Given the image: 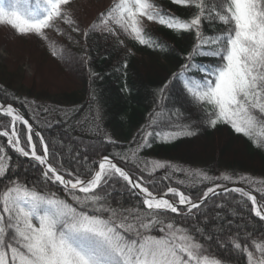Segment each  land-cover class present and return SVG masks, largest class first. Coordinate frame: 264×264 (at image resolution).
Returning <instances> with one entry per match:
<instances>
[{"label":"trees","instance_id":"trees-1","mask_svg":"<svg viewBox=\"0 0 264 264\" xmlns=\"http://www.w3.org/2000/svg\"><path fill=\"white\" fill-rule=\"evenodd\" d=\"M83 2L69 0L67 5H62L63 15L43 29V34L20 33L10 24L0 22V47L6 46L17 57L14 66L0 64V100L19 107L35 125L48 145L51 164L65 177L74 180L79 176L83 180L93 175L103 155H110L150 190L155 186L157 194L174 187L196 200L209 187L242 184L261 201L264 148L260 146H264V115L258 109L250 110L252 123L246 136L235 134L223 125H218V130L205 127L206 120L201 124L203 116L210 115L215 105L194 99L193 105L196 109L202 107L203 113L193 110L192 105L184 102L179 81L169 89L166 101L159 99L160 82L179 72L181 62H189V56L192 63L206 67L216 62L215 58L202 54L215 45L200 48L198 54L199 41L194 30L169 29L167 23L190 22L201 10L204 16L215 14L221 10L220 0H193L188 5H175L172 0H150L149 11L155 18L142 28L139 36L146 43L141 44L136 37L126 45L114 32L102 31L100 27L93 29V24L99 25V14L87 23ZM4 3L6 7L11 6L14 0H4ZM44 3L45 0H20L19 7L29 16L33 10L43 15ZM160 17L165 24H160ZM227 27L218 19L211 23L204 21L201 32L207 39L222 35ZM25 55L35 64L31 78L18 68L19 60ZM85 56L90 59L84 61ZM125 61L127 68L123 67ZM92 72L99 73L101 78L93 77ZM199 79L200 73L194 70L193 82ZM12 127L11 117L0 113V132H11ZM15 127L20 146L24 147L26 126L17 123ZM142 129L145 133H154L148 137L147 148L137 147L138 140L143 143ZM187 132L195 135L183 134ZM32 141L37 154H43L34 130ZM94 145H103L104 151L97 154ZM0 148L11 157V161L5 162L11 170L0 178V212H3L8 187L37 192L46 199L62 200L72 207L87 200L96 208H110L113 218L126 228L132 225L138 230L149 219L173 223L204 246V255L220 259L223 264H249L246 253L235 249L236 243L253 253L251 264L264 261L261 252L264 224L254 217L247 197L240 194L228 192L206 201L201 205L202 215H197L189 226V221L176 214L148 210L141 198L130 194L121 179L109 180L104 189L97 188L88 194L65 191L59 184L43 182L40 169L20 159L7 147L2 136ZM152 157L164 158L168 163L150 171L148 159ZM13 162L20 166H12ZM13 177L15 183L11 182ZM93 195L97 198L95 201ZM146 234L161 236L159 231Z\"/></svg>","mask_w":264,"mask_h":264},{"label":"snow or ice","instance_id":"snow-or-ice-1","mask_svg":"<svg viewBox=\"0 0 264 264\" xmlns=\"http://www.w3.org/2000/svg\"><path fill=\"white\" fill-rule=\"evenodd\" d=\"M175 5H188L193 0H172ZM69 0H45L43 15L33 10L31 15L20 11V0H14L11 6H5L0 0V22H6L20 33L36 32L52 26L54 18L63 15L62 5H67ZM201 5V9H202ZM151 5L147 0H121L115 9L101 13L97 20L99 25L93 24V29L100 27L102 31L113 33L111 24L114 22L121 28L130 29L140 36L138 16L146 15L148 20L155 16L149 11ZM221 10L215 14L204 16L201 10L186 23L168 22L169 29L180 28L194 30L195 38L199 41V49L204 46L212 50L203 51L206 57L215 58L212 67L189 62L180 64V71L166 76L160 82L159 99L167 100V94L175 81L182 85L184 102L192 105L193 110L203 113V108L196 109L193 100L211 102L215 109L210 115L203 116L207 121L205 127L218 130V125L228 127L235 134H250L252 118L248 115L250 110L258 109L264 115V0H220ZM118 15L114 16L113 13ZM219 20L228 27L220 36L205 38L201 32L202 22ZM160 24H165L160 17ZM79 31V26H77ZM88 35L87 32L84 33ZM141 44L146 41L139 39ZM88 61L90 58H82ZM127 68V62L123 64ZM200 73L199 82L192 80L193 71ZM100 79L99 73H90ZM25 103V101H15ZM0 112L11 117L14 126L0 133L6 138L7 147L22 160H27L33 167H38L42 174L43 182L59 184L65 191L79 189L85 194L92 190L104 189L109 180L121 179L130 194L142 199L143 204L152 212L171 213L181 216L184 220L191 221L197 215H202L201 205L213 197L224 193L234 192L250 201L252 213L255 218L264 224V197L258 204L257 197L245 191L244 188L209 187L202 196L193 200L183 191L169 187L166 193L157 192L143 186V181L133 179L129 171L118 166L107 155H103L98 162V170L94 176H79L65 179L57 168L47 159L48 145L44 137L36 133L38 142L45 154L38 155L36 144L32 141L33 128L29 121L21 115L13 103L0 104ZM17 123L26 126L27 135L25 146H20V137L17 135ZM201 125H194L199 127ZM187 136L195 135L194 132L183 133ZM149 136L154 133L142 129L141 144L137 147L150 146ZM113 144L115 141H108ZM97 154L104 151L103 145L93 146ZM264 148V146H260ZM26 148L28 150H26ZM6 161H11L3 148H0V178L7 176L11 167L6 166ZM12 166H20L13 162ZM159 167H163L160 165ZM15 183V177L12 178ZM168 194L172 199L164 198ZM178 197V200L176 199ZM79 201V197H75ZM97 198L93 195L92 200ZM3 212H0V264H223L220 259L210 260L204 246L195 242L192 235L176 237V232L184 231L173 223L165 224L164 221L149 219L147 223L140 224L139 229L126 225L113 218L110 208L103 206L96 208L87 200L80 202L78 207L56 199H46L37 192L8 187L3 202ZM183 206V209L181 208ZM79 208V210H78ZM195 210V211H193ZM91 212V214H90ZM38 220V226L33 220ZM126 219V218H125ZM152 231H159L160 238L147 235ZM198 233L199 229H195ZM235 249L246 253L249 264L252 262L253 253L242 248L236 243ZM264 253V248L261 249ZM260 264H264L261 261Z\"/></svg>","mask_w":264,"mask_h":264},{"label":"rangeland","instance_id":"rangeland-1","mask_svg":"<svg viewBox=\"0 0 264 264\" xmlns=\"http://www.w3.org/2000/svg\"><path fill=\"white\" fill-rule=\"evenodd\" d=\"M121 2V0H84L83 6L85 8V11L88 14V20L86 21L87 23L90 22L89 19L93 18L95 14H101L105 13L107 11H111L115 9L116 5H118ZM147 3L150 5V0H147ZM114 16L118 15L117 13H113ZM56 19V18H54ZM138 27L140 28V33L142 28L150 22V20L147 19L146 15L143 16H138ZM113 27V32L114 34L120 36L123 39V43L126 45L128 44L130 39L136 38V34L132 33L130 29H123L120 27V25H116L114 22L111 24ZM17 63V57L15 54L8 52L6 46L0 47V64L2 66L10 67L14 66V64ZM18 68H20L27 78H31L32 75H34V70H35V64L33 61H31L28 56H23L19 60ZM148 169L150 171H153L154 169H161L163 167H159L160 165H166L168 162L166 159H161V158H156L152 157L148 159ZM178 190V189H177ZM23 192L22 190H20ZM179 191V190H178ZM33 223L38 226V220H33ZM178 228L182 229L181 227L177 226ZM176 237L179 238L180 236L184 235L187 236V234L184 231H179L176 232ZM160 238V237H156ZM210 260L215 259L213 257H209Z\"/></svg>","mask_w":264,"mask_h":264},{"label":"water","instance_id":"water-1","mask_svg":"<svg viewBox=\"0 0 264 264\" xmlns=\"http://www.w3.org/2000/svg\"><path fill=\"white\" fill-rule=\"evenodd\" d=\"M15 108H17L18 109V111H19V113L21 114V115H23L24 116V118L25 119H27V117H26V115H24L23 114V112H21V110L18 108V107H16L15 105H13ZM3 113V112H2ZM28 120V119H27ZM29 121V120H28ZM29 124H31L32 125V123L29 121ZM32 128H33V130L35 131V133H39V131L36 129V127H35V125H32ZM40 134V133H39ZM41 135V134H40ZM45 154V153H44ZM47 155V159H48V161H49V157H48V154H46ZM109 158L110 159H112L113 160V162L114 163H116L118 166H120V167H122V168H124L123 167V165H121V164H118L112 157H110L109 156ZM53 167V166H52ZM55 168V167H54ZM125 169V168H124ZM97 170H98V168H97ZM126 170V169H125ZM127 171V170H126ZM61 174V173H60ZM95 174V173H94ZM94 174H93V176H94ZM133 177V176H132ZM65 179H67L66 177H65ZM69 179V178H68ZM134 179V178H133ZM73 182H75V181H73ZM222 187H226V188H244L245 189V191H247V192H249L251 195H255L254 194V192L253 191H249L246 187H244V186H242V185H239V186H231V185H228V186H222ZM74 190H77V191H79V189H74ZM157 195H159V194H157ZM256 196V195H255ZM257 197V196H256ZM164 198H167V199H169L168 198V195L167 196H165ZM171 200V199H170ZM257 201H258V204L261 202V201H259L258 200V198H257ZM181 207H183V206H181Z\"/></svg>","mask_w":264,"mask_h":264},{"label":"bare ground","instance_id":"bare-ground-1","mask_svg":"<svg viewBox=\"0 0 264 264\" xmlns=\"http://www.w3.org/2000/svg\"><path fill=\"white\" fill-rule=\"evenodd\" d=\"M0 104H3L1 101H0ZM144 186V185H143Z\"/></svg>","mask_w":264,"mask_h":264}]
</instances>
